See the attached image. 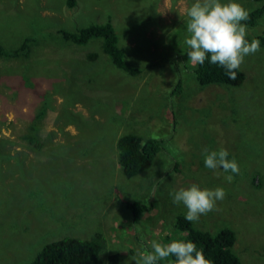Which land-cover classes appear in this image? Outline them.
Here are the masks:
<instances>
[{"label": "rangeland", "instance_id": "rangeland-1", "mask_svg": "<svg viewBox=\"0 0 264 264\" xmlns=\"http://www.w3.org/2000/svg\"><path fill=\"white\" fill-rule=\"evenodd\" d=\"M66 2L0 0V45L12 50L33 38L25 54L0 55V151L9 149L0 155V264L28 262L65 236L94 235L100 260L115 253L114 264H136L132 257L151 251L153 240L184 239L174 223L186 208L171 194L192 183L226 195L190 224L231 229L240 264H264V45L244 58L239 85H200L185 43L184 9L194 0ZM106 21L137 74L113 65L98 39L76 44L61 35ZM257 36L264 14L247 27L249 42ZM39 114L36 148L20 136ZM127 132L161 141L151 165L128 178L116 150ZM205 147L227 149L239 174L205 167ZM135 201L148 206L137 218Z\"/></svg>", "mask_w": 264, "mask_h": 264}, {"label": "trees", "instance_id": "trees-1", "mask_svg": "<svg viewBox=\"0 0 264 264\" xmlns=\"http://www.w3.org/2000/svg\"><path fill=\"white\" fill-rule=\"evenodd\" d=\"M254 1L257 4L254 8L248 10L249 18L246 21H242L249 28L256 26L264 14V0ZM66 3L68 6H72L74 0H67ZM61 35L65 40H71L76 44H85L88 40L98 39L101 51L108 56L113 65L129 75L138 73L137 69L131 68L124 61L123 51L118 47L116 34L111 23L108 21L101 24L92 23L85 27H80L75 31H62ZM257 39L264 45V38L257 36ZM29 40H33V38L25 37L19 47L12 50H6L0 45V55L14 57L18 54H25ZM179 58L178 54L172 55L170 61L177 66L176 61ZM180 65L183 66L184 63ZM192 72L195 80L200 85L222 83L237 86L244 78L243 73L238 69L236 71V78L234 80L230 79L224 68L210 64L208 59L202 65L195 64ZM174 83V93L180 92L182 87L181 78L176 79ZM43 116L37 115V121H34L28 127L29 132H25L20 136V139L26 140L27 144L36 148L40 144L34 136ZM3 140L10 142L7 138H3ZM160 145L161 141L153 137L129 132L120 135L116 142V150L117 162L122 174L128 178L148 168ZM4 150L7 152L9 149L5 148ZM4 150L0 151V155L3 154ZM129 209L132 216L137 218L140 213L148 209V206L142 204V202L135 201L132 202ZM174 224L176 230L185 232L183 240H191L196 243L197 248L203 250L205 257L211 261V264H240L239 257L232 251L235 235L231 229L224 227L216 232L197 229L183 215H178ZM101 248L102 241L99 235H94L88 239L65 236L43 244L30 261L20 264H114L115 253L108 255L104 260H100L99 252Z\"/></svg>", "mask_w": 264, "mask_h": 264}, {"label": "clouds", "instance_id": "clouds-1", "mask_svg": "<svg viewBox=\"0 0 264 264\" xmlns=\"http://www.w3.org/2000/svg\"><path fill=\"white\" fill-rule=\"evenodd\" d=\"M184 13L187 17V57L194 64L202 65L208 59L210 64L224 68L229 78L234 80L244 58L260 49L258 39L253 38L249 42L246 38L247 25L242 21L249 18V11L237 0H194L184 9ZM202 154L205 167L212 170L222 168L225 172L239 174L238 163L234 157L228 159L227 149L210 150L205 147ZM232 179L231 175L226 177L228 182ZM171 195L173 203L185 206V219L195 222L201 215L214 210L217 201H222L226 193L219 186L209 189L192 183L180 187ZM132 258L136 264H158V261L165 260L169 264H211L196 243L182 239H173L167 244L153 240L151 251L144 253L140 259Z\"/></svg>", "mask_w": 264, "mask_h": 264}]
</instances>
